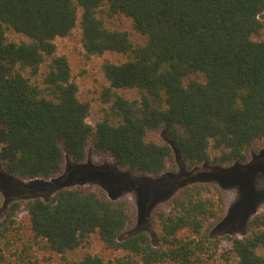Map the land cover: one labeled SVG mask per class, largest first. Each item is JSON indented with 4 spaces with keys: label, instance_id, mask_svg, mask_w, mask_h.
I'll return each mask as SVG.
<instances>
[{
    "label": "trees",
    "instance_id": "obj_1",
    "mask_svg": "<svg viewBox=\"0 0 264 264\" xmlns=\"http://www.w3.org/2000/svg\"><path fill=\"white\" fill-rule=\"evenodd\" d=\"M262 13L264 0H0V175L51 179L89 150L134 177L246 166L264 140ZM116 16L131 33L108 25ZM76 28L85 58L122 59L102 64L94 125L55 44ZM223 206L216 185H183L135 230L132 204L96 188L0 199V264H38L35 249L63 264H264V211L241 237H210ZM93 237L115 256L80 254Z\"/></svg>",
    "mask_w": 264,
    "mask_h": 264
},
{
    "label": "rangeland",
    "instance_id": "obj_2",
    "mask_svg": "<svg viewBox=\"0 0 264 264\" xmlns=\"http://www.w3.org/2000/svg\"><path fill=\"white\" fill-rule=\"evenodd\" d=\"M259 19L264 22V13ZM108 25L131 33V21L124 16L110 19ZM8 39L15 42L23 40L21 36L12 33H8ZM131 39L139 41L133 33ZM55 44L57 54L65 56L68 61L71 79L78 88L79 100L90 106L87 123L94 125L102 117V109L105 106L101 103V94L109 86L102 73V64L107 60L122 59L110 55L85 58L82 55L79 28L68 38L56 39ZM116 93L127 100L139 99L137 90L119 89ZM199 182L216 185L224 196L221 219L211 229L210 237H241L245 233L247 220L264 211V140L259 151L250 157L246 166L230 167L206 176L196 171H187L176 162L175 167L159 177H134L116 169L108 159H101L89 150L83 164L71 165L67 162L63 172L51 179L15 181L0 175V199L2 205L22 197L47 200L58 188H96L105 192L109 198L129 201L136 214L134 229L142 230L147 227L150 214L165 204L179 187ZM1 215L2 212L0 218ZM16 219L20 224L28 223L27 215L23 211L17 214ZM91 241V247L82 250L80 254L89 252L105 258L115 256L105 250L96 237ZM33 256L38 264H63L59 256L48 251L35 249Z\"/></svg>",
    "mask_w": 264,
    "mask_h": 264
}]
</instances>
